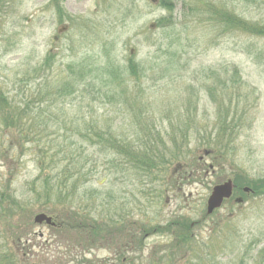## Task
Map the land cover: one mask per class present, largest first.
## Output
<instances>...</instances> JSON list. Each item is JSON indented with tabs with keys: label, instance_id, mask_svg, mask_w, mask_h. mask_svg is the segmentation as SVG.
I'll return each instance as SVG.
<instances>
[{
	"label": "rangeland",
	"instance_id": "rangeland-1",
	"mask_svg": "<svg viewBox=\"0 0 264 264\" xmlns=\"http://www.w3.org/2000/svg\"><path fill=\"white\" fill-rule=\"evenodd\" d=\"M49 1L0 0L3 91L15 103L58 113L59 129L55 127L47 140L70 136L76 129L90 139L93 132L109 128L118 140L142 141L147 146V138L152 139L147 131L156 128L165 141L166 154L179 157L165 167L167 193L157 201L149 197L147 204L146 179L121 174L119 169L115 172L112 159L89 143L76 139L84 149L80 157L74 147H66L64 161L72 172V165L79 170V185L85 190L83 201L75 202L73 208L84 210L98 222L114 220L124 226L123 238L112 234L87 252L72 242V234L32 223L36 214L43 213L58 224L63 211L58 207L54 213L46 212L30 202L31 195L24 194L39 172L34 146H26L22 155L14 148L10 160L0 156V189L9 183L10 192L22 203L17 216L0 220V264H254L264 246V189L257 183L245 186L252 195L236 205L238 193L211 216L205 215V205L211 188L227 179L247 183L264 179V59L255 56L260 48L264 50V41L238 34L218 37L204 17L192 15L180 21L178 4L173 12L178 19L175 26L153 28L159 18L167 17L158 8V0H60L61 22ZM236 10L241 11L239 6ZM242 15L259 18L255 10ZM62 27L66 29L59 31ZM167 46L170 54L165 53ZM103 49L120 67L125 68L130 59L139 67L137 78L123 76L126 90L120 98L102 97L103 91L92 95L91 89L82 87L55 105L41 98L46 87L52 90L60 85L68 64L83 60L101 66ZM48 53L54 59L42 75L46 82L32 80L31 69L40 66ZM232 67L244 86L232 89L229 85L230 108L238 105L240 110L246 105L244 120L249 118L250 127L235 130L232 137L230 128L221 133L215 146L218 155L207 142L215 132L221 98L211 97L207 87L216 80H207V76L215 73L221 81H230ZM9 140L0 125V149H6ZM204 151L210 153L205 156ZM91 193L96 195L92 199ZM181 218L191 225L193 238L181 252L174 249L177 240L173 235L149 230ZM142 227L146 232L135 246L134 232ZM197 255H206V259L199 263Z\"/></svg>",
	"mask_w": 264,
	"mask_h": 264
},
{
	"label": "trees",
	"instance_id": "trees-1",
	"mask_svg": "<svg viewBox=\"0 0 264 264\" xmlns=\"http://www.w3.org/2000/svg\"><path fill=\"white\" fill-rule=\"evenodd\" d=\"M234 1L237 2L235 3ZM57 3V0H51L49 5L55 9L61 19L64 15ZM176 4L180 5V21L192 15L204 17L210 30L215 34L217 33L218 37L222 36L225 38L238 34L248 39L264 41V0H158V8L166 12L167 17L159 18L155 23L156 28L164 29L165 27H170V25L175 26L174 22L178 21L177 17L173 16ZM238 6L241 11L236 10ZM251 10H255L259 14L258 19H248L242 15L244 13L250 14ZM168 46L171 47V45ZM168 46L165 49V53L169 52L170 54L172 50ZM261 49L255 53L258 60L264 59V50ZM109 56L110 52L103 49L104 61L101 66H96L83 60L68 64L65 67L66 76L62 78L60 85L52 86V90L46 87L40 94L41 98L51 101L55 105L56 101L74 96L80 87L91 89L92 95L96 96H99L102 93L101 91H103L102 97L106 94L117 97L122 96L126 90L123 76H126L127 79L130 76L137 78L139 67L130 59L126 63L125 68H122L115 63L114 58ZM53 59V56L48 53L40 66L31 69V79L34 81L40 79L41 82H46L47 79L43 78L42 75L46 70L50 69ZM123 69L125 70L123 71ZM230 70L232 73L230 81L225 79L221 81L219 75L215 73H209V76H207V80H211L214 77L216 80L215 83L209 84L207 87L211 97L220 96L221 98L217 103L215 132L209 136V141L207 142V146H213V150L217 151L218 155L220 153L215 146L219 143L220 137L222 139L221 133L230 128L232 137L236 135L237 129L240 131L241 128L250 127L249 118L247 117L244 120L247 114L246 105L240 110H238V105H235L232 109L230 108L232 99L228 95L230 91L229 85L232 89L234 87L240 89L244 86V83L240 81L238 70L235 67ZM96 86H99L100 89L95 88ZM240 97L242 96H237V102L241 99ZM58 119V113L48 114V108L39 109L27 103H15L0 86L1 131L11 138L8 141L7 148L0 149V156L4 160H10L15 151L16 153L19 151L20 155H22L26 152V146H34L33 149L36 150L34 156L37 158L39 172L38 176L26 185L27 189L24 194H29L27 196L31 195L33 201L30 202L34 205L39 204L46 212L54 213L58 207H61L63 211L60 213V223L56 226L57 232L66 236L72 234V242L88 252L94 247V244L101 243L106 237H111L112 234H117L120 237L122 235L123 238L124 226L119 225V222L114 220L98 222L84 210L73 208L75 202L81 203V199L83 201L85 190L83 191L82 186L79 185V170L72 165V168H75L72 172V169L70 170L69 165H66L67 163L64 161L66 159V147H74L77 156L80 157L84 149L76 139L82 143H89L90 146L98 148V153L112 159L110 166L115 172H118L119 169L121 174L126 172L132 177L146 179L147 194L145 191L143 194L147 196V204L149 203V197L152 199L151 201H157L159 198L161 200L162 195L167 193L169 183L163 181L165 167L171 161H177L176 159L179 155L166 154L165 141L156 128L147 131L152 138H147V146L142 141L137 143L135 141L118 140L109 128L106 131L100 130L95 133L93 132V124L89 125L94 133V136L90 139L80 129H76L70 132V136L47 140L55 127L56 131H58ZM235 120L238 125H235ZM49 130L50 133L47 134ZM183 138L185 141V136ZM169 142L174 144L175 139H170ZM14 148L15 151L13 152ZM47 148L49 149L47 150ZM50 149L51 152L49 151ZM49 168V173H46L45 170ZM256 183L259 184L258 188L264 189V179L253 183H247L246 180H234L238 191L243 186L255 187ZM157 186L158 190L156 189ZM162 186L166 187V189H162ZM89 195L90 199L96 196L94 193ZM21 210L22 203L19 204L18 197H15L14 193L10 192L9 183H6L3 190L0 189V220L10 221ZM149 230L153 233L173 235L174 239L177 240L174 249H178L179 252L183 250L185 245H190L193 240L190 234L191 225L182 218L165 226L156 225ZM144 232H146L144 227H142V231L134 232L133 240L136 241L134 243L135 246L140 245L142 242V233ZM101 233H106V235L102 237L100 236ZM201 258L206 259V255H197L196 259L199 263L202 262ZM257 258L258 262L256 261ZM10 260L13 263L12 259H9V263H11ZM253 262L254 264H264V246L258 251ZM85 263L86 261H75V264Z\"/></svg>",
	"mask_w": 264,
	"mask_h": 264
},
{
	"label": "water",
	"instance_id": "water-1",
	"mask_svg": "<svg viewBox=\"0 0 264 264\" xmlns=\"http://www.w3.org/2000/svg\"><path fill=\"white\" fill-rule=\"evenodd\" d=\"M232 189L233 187L230 180L214 186L206 201V214L210 215L215 209H218L221 206L223 201L228 200L231 197ZM243 191L246 193L250 192V190L246 188ZM240 201L241 200L238 199L236 202L239 203ZM33 223L37 225L44 223L47 226H53L51 219L43 214L36 215L33 218Z\"/></svg>",
	"mask_w": 264,
	"mask_h": 264
}]
</instances>
